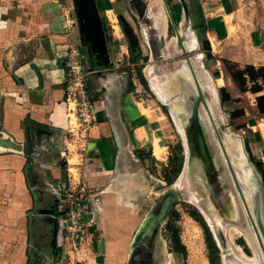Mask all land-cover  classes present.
I'll use <instances>...</instances> for the list:
<instances>
[{
	"label": "rangeland",
	"instance_id": "obj_1",
	"mask_svg": "<svg viewBox=\"0 0 264 264\" xmlns=\"http://www.w3.org/2000/svg\"><path fill=\"white\" fill-rule=\"evenodd\" d=\"M23 1L37 3V0ZM73 1L52 0L51 2L59 4L58 13L62 22L60 26L62 30L64 29L62 32L68 34L71 28L69 24L72 22L73 27L81 31V39L84 41V31L90 27L88 14L94 10L91 0ZM125 1L136 13L131 0ZM140 1L147 4L149 0ZM167 1L177 22L181 16L179 3L177 0ZM191 1L200 6L202 4L203 8L210 7L209 10H213L218 0L216 2L215 0ZM112 2L115 11L120 12L123 19L119 22L112 18V25L116 27L111 28L110 20L107 21L102 15L101 22L109 33L108 50L112 48V44H115L112 45L114 46L112 49L117 52L124 50L127 44L133 47L135 38L141 54L146 56L145 60L139 61L136 65V67L140 66V73L144 75L143 69L150 62L147 60L148 49L141 33L139 18L131 12L124 0ZM18 4L20 5V0ZM233 5L234 8L216 12L205 19L206 32L198 40L200 45L197 50L186 54L191 56L195 52L201 53V59H199L201 67L208 72L218 99V87L225 88L229 93V100L219 99L218 102L221 114L225 117V126L231 133L239 134L242 138L252 134L254 141L248 143V148L256 159H260L264 168V116L257 117L253 109L254 97L264 94V90L258 94L249 91L238 92L220 61L224 58L242 65L241 61L249 59L255 64L258 63L256 59L259 55L254 56V54L259 48L254 44L253 34H256L255 25L264 30V0H244ZM29 8L30 5L27 6V10ZM162 10L167 19L163 6ZM188 28L193 31L191 26ZM166 35V38L174 36L169 25ZM66 41V45L70 42L74 43L69 37H66ZM82 46L85 48L86 44ZM115 50L112 56L115 55ZM259 53L262 56V53ZM124 54L125 58L126 53ZM182 57L183 55H179L176 59ZM136 67L133 66L135 74ZM215 72L216 78L213 77ZM146 81L148 83L147 79ZM136 88L137 90L132 89L128 95L132 99L130 117H138L133 122L135 126L144 125L150 142L153 139L152 149L155 145L163 148L162 158L157 157L152 151L157 159H151V161L137 159L125 168L121 164L119 169L107 175V178L101 177L103 180H95L87 179L82 168L76 170L83 161L85 151H82L80 156L77 155L74 150L75 145L68 144L67 138L65 140L63 137L58 140L46 138L45 140L42 135L34 138L30 133L28 134L30 144L28 153L23 139L16 140L23 143L20 153L0 152V205L17 206L16 213L5 210L6 213L1 214V216L6 215L8 219L12 218L13 223L9 224L11 220L5 222L3 219L1 220L3 223L0 222L3 224L0 264H14L15 257L10 259V255L16 251L20 255L23 254L20 264H107V262L110 264H208L202 229L189 215V211L194 207L184 200H177L170 204L149 237L142 238L139 229L138 233L142 239L137 237L134 246L130 245L137 228L140 225L143 226L146 215L157 209L162 194L181 173L179 171L170 184L162 179V169L170 147L176 142H181L179 131L175 126L173 127L169 117L160 109V101L154 91L150 88L152 94L149 89L145 90L140 84ZM236 109H242L243 113L231 118V111ZM146 148H150L149 143ZM61 152H63L62 155ZM24 166L26 169L23 172ZM67 166L70 168L69 173L66 170ZM127 173L133 174L130 179L126 177ZM117 177L120 181L118 180V183L116 181L113 185L112 182ZM117 190L118 193L124 192L120 195L119 201H116ZM31 191L36 194L34 200L31 198ZM128 193H130L129 196ZM171 210L177 214L174 224L179 241L184 247L183 255L172 250L168 233L164 228ZM15 221L18 222V228L15 231H18L16 233H19V239L11 228H14ZM12 232L17 238L16 236L9 238ZM234 242L235 247L242 254L253 255L243 234L236 237ZM129 253L134 254L138 260H129ZM217 264H222L219 255Z\"/></svg>",
	"mask_w": 264,
	"mask_h": 264
},
{
	"label": "crops",
	"instance_id": "obj_2",
	"mask_svg": "<svg viewBox=\"0 0 264 264\" xmlns=\"http://www.w3.org/2000/svg\"><path fill=\"white\" fill-rule=\"evenodd\" d=\"M51 1L37 0V3L33 4L20 0L19 5L18 0H0V134L4 132L18 141L24 140L26 133L27 136L31 133V137L34 138L42 135L46 140L47 136L42 132L51 129L52 132H56L51 139L58 140L62 138L59 129L66 125L62 86L65 77L63 62L67 46L66 37L79 43L77 41L79 32L73 27L72 22H70L71 25L69 24L71 26L69 33L62 32L64 29L62 30L60 26L62 22L59 19V4H54ZM112 1L109 7L114 19L118 20L117 13H121L115 11ZM242 1L244 0H218L213 6V10H209L210 7L203 8L202 4L200 6L191 0H189V4L196 5L198 8L204 23L203 34H205V19L207 17L210 18L216 12H224L225 9L230 10L234 8L233 4H239ZM93 4L95 17L90 14L91 26L95 25L96 21L99 22L105 47L104 50H99L98 43L97 46L90 47L88 57L83 56L82 58L87 71V90L92 94L95 105L96 122L88 133V143L81 162L82 165L80 164L74 169L82 168L87 179L99 180L102 179L101 177L107 178V175L116 172L121 164L125 168L137 159L151 161L157 157L152 154L154 151V148L152 149L153 139L150 142L144 125L135 126L133 122L138 117L131 118L132 116L130 117L129 114L132 99L128 95L132 92L133 85L127 75L130 74L134 66L128 61V50L131 46L127 44L124 50L121 49L117 52L112 49L114 48L112 45H115L112 44V48L108 50L109 33L101 22L102 15L107 21L110 20V25L109 22L108 25L111 28L116 26L112 25L113 21L106 13L102 0H93ZM28 5L30 8L27 10ZM226 19L228 20V16ZM61 20L63 21L62 17ZM118 21L120 22V20ZM254 29L256 30V34H253L254 44L259 48L257 50L254 48L256 50L254 56L259 55L256 59L258 63L255 64L253 60L244 59L241 61L242 65L238 64L240 67L244 64L264 65V61H262L264 58V30L259 29L256 25ZM228 31H230L229 26ZM114 50L115 55L112 56ZM259 52L262 53V56ZM124 53H126L125 58ZM117 61L120 62L117 63ZM129 85H131L130 90L127 89ZM253 107L255 115L261 118L262 115L258 114L254 101ZM250 135L252 137V134ZM250 141H254L253 137ZM148 143L150 148H146ZM3 150L21 152L16 148L0 146V152ZM62 153L60 154L62 155ZM97 175L103 176L98 177ZM132 175L127 173L126 177L130 179ZM118 180L120 181L119 177L112 182L113 185L116 181L118 183ZM123 193V191L118 193L117 190L116 201L120 200V195ZM16 207V205L13 207L12 205H0V222L11 220L9 224L13 223L12 218L8 219L6 215L1 216V214L6 213L5 210L16 213ZM2 219L3 221H1ZM17 221H15L14 228L11 227L13 231L18 228ZM2 227L3 224H0V243L3 239ZM16 235L12 232L9 234V238L16 236L19 239V233ZM13 256L15 257L13 258L14 264L22 262L23 254L20 255L16 251L10 255V259ZM107 264L110 263L107 262Z\"/></svg>",
	"mask_w": 264,
	"mask_h": 264
},
{
	"label": "water",
	"instance_id": "obj_3",
	"mask_svg": "<svg viewBox=\"0 0 264 264\" xmlns=\"http://www.w3.org/2000/svg\"><path fill=\"white\" fill-rule=\"evenodd\" d=\"M177 1L181 9V26H179L178 21H174L166 0H161L167 21L175 36L177 51L170 55H165L163 51L164 37L153 25V18L146 13L144 6L137 13V17L140 19L145 32L144 41L148 49L147 60L154 63L156 71L162 70L164 75L162 85H153V88L163 100V103H159L167 112L171 122L173 125L176 124L179 129L183 154L180 172L185 187L193 194V201L190 204L197 209L207 225L218 249L219 258L225 256L237 264H264V183L259 171L249 159L241 135L232 134V138L236 141L234 153L228 154L225 150L221 138L222 131L227 129L225 117L218 108L221 119L217 125L213 122L206 100L207 94L201 89L197 73H195V68L190 60L196 52L191 56L186 54L198 48L199 44L194 31L190 29L195 47L186 49L183 44L186 40L185 31L187 27L193 24L189 0ZM91 6L94 11L91 10L88 15L91 14L95 17V6L92 0ZM89 23L90 29L84 31V41L81 39V31L78 30L79 44L83 50L82 58L83 56L88 57L90 47L97 46L98 43L100 45L99 50H104L105 47L99 22L96 21L95 25L91 26L92 20L90 18ZM85 44L86 47L83 48L82 45ZM135 44L136 39L134 38L133 47ZM179 55H183V57L176 59ZM146 85L151 91L147 81ZM151 93L153 94L152 91ZM42 133L47 136L46 138H52L56 134L55 131L52 132V129ZM24 140L28 153L30 144L27 133ZM0 145H15L19 150L23 149V143L17 142L13 136H9V140L0 139ZM25 169L26 166L23 167L22 171L24 172ZM235 169L238 171L239 179ZM35 197L36 194L31 191V198L34 200ZM177 200H184L181 191L176 186L174 188L170 186L162 194L157 211L155 210L158 212V216L153 217V211L148 214V220L151 219L153 226L147 237L159 224L170 204ZM229 226L242 230L249 240L250 248L258 256L257 247L251 238L252 235L254 236L261 253L257 263L244 262L234 257L225 236V230ZM140 227L141 225L137 228L130 242L131 247L134 246L137 237L142 239L138 233Z\"/></svg>",
	"mask_w": 264,
	"mask_h": 264
},
{
	"label": "trees",
	"instance_id": "obj_4",
	"mask_svg": "<svg viewBox=\"0 0 264 264\" xmlns=\"http://www.w3.org/2000/svg\"><path fill=\"white\" fill-rule=\"evenodd\" d=\"M166 2L168 1L166 0ZM190 9H191L190 10L191 17L193 19L197 38L198 40H200V38L203 37V33H204V23L200 13L198 12V8L196 7V5L191 6L190 4ZM117 18L120 21L123 19L121 14L118 13H117ZM80 50L83 51L81 47ZM145 59L146 56L141 54V51L139 50L137 44H135V47L129 48L128 61L130 63H133L135 67L139 61ZM220 61L228 78L231 80V82L233 83V85L235 86L238 92L249 91L255 94L259 91L264 90V65L253 66L251 64H244L243 66L240 67L237 63L232 62L230 60H226L224 58L220 59ZM136 68H137L136 77L139 83L143 86L145 90H148L145 80L140 73L139 70L140 66H137ZM213 77L214 78L217 77L216 72L213 73ZM127 89L130 90L131 85H129V88ZM218 94H219V99L221 101L229 100V93L225 90V88L218 87ZM254 105L257 109L258 114L264 116V94H258L254 97ZM242 113H243L242 109H236L231 111L230 117L233 118ZM243 137H244L243 138L244 147L248 153L249 159L255 165L256 169L259 171L262 181L264 183V168L261 164V161L258 158L256 159L250 153V150L248 148V142L252 139V137L250 134H247L246 136ZM182 161H183V154L181 153V146L179 142H176L174 145L170 147L166 163L164 165V168L162 169V179L164 180L165 183L170 184L175 179V177L180 171ZM189 215L199 224V226L202 229L203 240L207 251L206 258L208 264H217L218 249L215 245V242L211 236V233L207 225L205 224L202 217L195 208H192L189 211ZM176 217H177L176 212H174L173 210L169 211L168 217L164 223V228L168 233V240L172 247V250L183 255L184 247L179 241L177 229L174 224Z\"/></svg>",
	"mask_w": 264,
	"mask_h": 264
},
{
	"label": "bare ground",
	"instance_id": "obj_5",
	"mask_svg": "<svg viewBox=\"0 0 264 264\" xmlns=\"http://www.w3.org/2000/svg\"><path fill=\"white\" fill-rule=\"evenodd\" d=\"M102 2L105 4V10H106V13L108 14L109 18L110 19L114 18L113 14L110 10V7H109L111 0H102ZM130 2L132 4V6L134 7L136 13L130 9V7L126 4V1L124 0V3L128 6V8L131 10V12L133 14H135L136 16H137V13L139 12V10H141L142 6L145 7L146 13L148 15L152 16L153 25L157 28L159 33H161L164 37V49H163V51H164L165 55H170V54L174 53V51H177V49L175 48V36H172L170 38H166V36H167L166 35L167 19L165 18L163 10H162L161 0H149L147 2V4L145 2H142L139 0H133V1L131 0ZM178 23H179V26H181V23H182L181 17L178 20ZM139 25H140L141 33H142V36L144 39L145 32L143 31V25L140 22V19H139ZM185 33H186V40L183 42L184 47L186 49H188L190 47H195L194 46L195 45L194 38L190 34V29L188 27H187ZM199 59H201V53H199V52H196L195 55L190 58L191 63L193 65V67L195 68V73H197L199 85H200L201 89L203 90V92H205L207 94L206 100H207V104L209 107L210 114L213 118V122L215 123V125H217V123L221 119V114L218 110V108H219L218 107V101H219L218 95H217L216 89L214 87V84H213L211 78L208 76V72H206L203 69V67L200 66ZM143 72H144L145 79L148 80L150 88L157 95V98L159 99V101L161 103H163V100L161 99V97L159 96V94L157 93L155 88H153V85H155V86L158 84L162 85V80L164 79V75L162 74V70L156 71L154 63L150 62L149 65L145 66V68L143 69ZM143 110L146 111L145 109H143ZM174 125H175L176 129L179 131L176 124H174ZM232 134L233 133H231V131L228 128L226 129V131H222V134H221V138H222L223 144L225 146V150L227 151L228 154H230V153L232 154L235 152L234 145L236 144V141H234V139L232 138ZM0 139L9 140V136L7 134H5L4 132H2ZM0 146H3V145H0ZM5 147H12V148H16L18 151H21L15 145H11V146L6 145ZM4 151H7V150H3L2 152H4ZM153 153L157 157H161L163 154V148H161L158 145H155ZM263 158H264V156H263ZM235 173H236L237 178H238V171L236 169H235ZM175 186L180 189L184 201L192 203L191 201H193V194L185 187V182L183 180L182 173H180V175L177 177V179L171 185V187H173V188ZM156 211H157V209H156ZM156 211L155 212L153 211V213H154L153 217L158 216V212H156ZM152 226H153V222L151 221V219L148 220V214H147L145 222L139 230L140 231L139 233L141 234L142 238H145L149 235V233L152 229ZM241 234H243V236H245V234L242 232V230H240L239 228L234 227V226H229V227H227V230H225V236L227 238L230 249L232 250L231 251L232 254L234 255V257L239 258L240 260H242L244 262L257 263L258 262V256H260L261 253H260L259 247H258L253 235L251 236V238H252L253 242L255 243V246L257 247V250L259 253L258 256L255 254V252H253L252 256H246V255L242 254L238 250V248L235 247L234 239L236 237L240 236ZM245 238L249 244L248 238L246 236H245ZM252 251H253V249H252ZM221 259H222V264H237L234 260H232L231 258L225 257V256H221ZM129 260H138V258H136V256L134 254L129 253Z\"/></svg>",
	"mask_w": 264,
	"mask_h": 264
},
{
	"label": "built area",
	"instance_id": "obj_6",
	"mask_svg": "<svg viewBox=\"0 0 264 264\" xmlns=\"http://www.w3.org/2000/svg\"><path fill=\"white\" fill-rule=\"evenodd\" d=\"M64 55L65 77L62 86L66 125L59 129V134L61 136L62 133L64 140L65 138L68 139V144L75 145V153L80 156L81 152L86 149L89 130L96 122L95 105L92 94L87 90V71L82 62L80 44L76 42L68 43ZM119 62L117 61V63ZM127 76L133 85V89L137 90L136 87L140 83L133 69ZM66 164H68V159H66ZM66 170L69 173L70 168L67 166Z\"/></svg>",
	"mask_w": 264,
	"mask_h": 264
},
{
	"label": "flooded vegetation",
	"instance_id": "obj_7",
	"mask_svg": "<svg viewBox=\"0 0 264 264\" xmlns=\"http://www.w3.org/2000/svg\"><path fill=\"white\" fill-rule=\"evenodd\" d=\"M167 3V5H168V7H169V10H170V12H171V15H172V17H173V13H172V11H171V9H170V6H169V4H168V2H166ZM190 14H191V12H190ZM173 19H174V17H173ZM175 21V20H174ZM176 22V21H175ZM192 23H193V19H192ZM168 25L170 26V24H169V22L167 21V27H166V31H167V28H168ZM191 28L193 29V31L196 33V30H195V28H194V23L191 25ZM195 36H196V34H195ZM196 39H197V42H198V44L200 45V41H198V38H197V36H196ZM161 105V104H160ZM162 106V105H161ZM163 107V106H162ZM164 109V108H163ZM164 112L166 113V115H167V112L165 111V109H164ZM168 116V115H167ZM169 117V116H168ZM170 119V118H169ZM173 127H174V125H173ZM175 128V127H174ZM194 207V206H193ZM195 208V207H194ZM196 209V208H195ZM197 210V209H196ZM198 212V211H197ZM199 213V212H198ZM201 216V215H200ZM212 236V235H211Z\"/></svg>",
	"mask_w": 264,
	"mask_h": 264
}]
</instances>
